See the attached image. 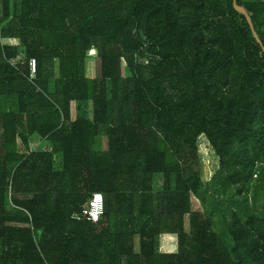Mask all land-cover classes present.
<instances>
[{
  "label": "trees",
  "instance_id": "1",
  "mask_svg": "<svg viewBox=\"0 0 264 264\" xmlns=\"http://www.w3.org/2000/svg\"><path fill=\"white\" fill-rule=\"evenodd\" d=\"M0 264H264V51L232 0H0Z\"/></svg>",
  "mask_w": 264,
  "mask_h": 264
},
{
  "label": "rangeland",
  "instance_id": "2",
  "mask_svg": "<svg viewBox=\"0 0 264 264\" xmlns=\"http://www.w3.org/2000/svg\"><path fill=\"white\" fill-rule=\"evenodd\" d=\"M19 60L20 61L25 60V57H24L23 53H20ZM85 62H86V74H87V76L88 77L96 76L99 73V62H98V60L96 58H91V59H87ZM126 72H127V69L123 65V73L126 74ZM102 140L104 142L105 138H102V137L97 138V143L95 144V148L96 149H102V148L105 149L106 140H105V144H103V145H102ZM199 142H203L205 144V147L207 149V154L209 156V160L208 159L205 160V154H201V152L199 151V148H198V152H199V155H200V167H201V170H202L201 178H202V181H207L210 178V176L212 175V173H213V171L215 169L216 159L213 156V153L210 150L209 146H207V142H206L205 138L201 137L199 139ZM45 145H46L45 143L41 144L40 148L44 149ZM29 146H30V144H29ZM30 148H31V146H30ZM33 148H35V147H33ZM207 168L209 169L208 175H207ZM152 183H153V189L154 190H159L160 189V183H161V175L160 174H155L153 176ZM191 206H192V209H198L200 207L198 201H196L193 198H192ZM184 220L186 222L185 229L188 230V225H187L188 216L187 215H185V219ZM133 242H134V250L137 251L138 247H139L138 246L139 240H138L137 236H134Z\"/></svg>",
  "mask_w": 264,
  "mask_h": 264
},
{
  "label": "built area",
  "instance_id": "3",
  "mask_svg": "<svg viewBox=\"0 0 264 264\" xmlns=\"http://www.w3.org/2000/svg\"><path fill=\"white\" fill-rule=\"evenodd\" d=\"M28 66L30 69V77L36 70V61L34 58L29 59ZM104 211V197L100 192H94L86 199L84 206L79 212L72 214V218L76 220L85 219L91 222H97Z\"/></svg>",
  "mask_w": 264,
  "mask_h": 264
},
{
  "label": "water",
  "instance_id": "4",
  "mask_svg": "<svg viewBox=\"0 0 264 264\" xmlns=\"http://www.w3.org/2000/svg\"><path fill=\"white\" fill-rule=\"evenodd\" d=\"M232 5H233V8H234L236 11H238V12H240L241 14L244 15V17H245V19H246V21H247V23H248V25H249V28H250V30H251V33H252V35H253V38H254L255 41L259 44V46L261 47V49L264 51V45H262V43H261V41H260L258 35L256 34V32H255V30H254V28H253V26H252V23H251V18H250V16H249L248 12L246 11V9H245L243 6L238 5V4L236 3V0H232Z\"/></svg>",
  "mask_w": 264,
  "mask_h": 264
},
{
  "label": "crops",
  "instance_id": "5",
  "mask_svg": "<svg viewBox=\"0 0 264 264\" xmlns=\"http://www.w3.org/2000/svg\"><path fill=\"white\" fill-rule=\"evenodd\" d=\"M102 138H105V137H103L102 136ZM106 140V139H105ZM105 140H104V142H103V140H102V145L103 144H105ZM43 143H45L46 145H45V147H48L49 145H48V143L45 141V140H43V139H41L39 136H37V135H33V136H31L30 138H29V144H30V146H31V149H36V147L39 149L41 146V144H43ZM97 143V140H96V142H95V144ZM33 147H35V148H33ZM105 147H106V144H105ZM41 149H43V148H41ZM103 149V148H102ZM85 204V203H84ZM84 206V205H83Z\"/></svg>",
  "mask_w": 264,
  "mask_h": 264
}]
</instances>
